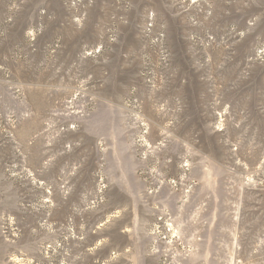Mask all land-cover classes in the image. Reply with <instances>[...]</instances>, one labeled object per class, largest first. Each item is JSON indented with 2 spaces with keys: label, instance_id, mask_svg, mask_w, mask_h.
Wrapping results in <instances>:
<instances>
[{
  "label": "rangeland",
  "instance_id": "rangeland-1",
  "mask_svg": "<svg viewBox=\"0 0 264 264\" xmlns=\"http://www.w3.org/2000/svg\"><path fill=\"white\" fill-rule=\"evenodd\" d=\"M0 264H264V0H0Z\"/></svg>",
  "mask_w": 264,
  "mask_h": 264
}]
</instances>
